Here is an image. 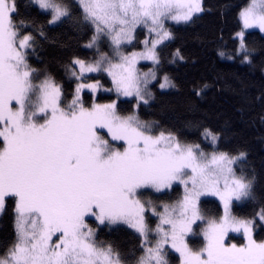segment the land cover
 <instances>
[{
    "label": "snow or ice",
    "instance_id": "snow-or-ice-1",
    "mask_svg": "<svg viewBox=\"0 0 264 264\" xmlns=\"http://www.w3.org/2000/svg\"><path fill=\"white\" fill-rule=\"evenodd\" d=\"M30 5L44 15L42 23L21 17L16 0H0V214L12 201L15 227L0 264H170L169 249L179 254V264H264V239L253 235L258 225L264 229V191H257L255 171H246L247 151L220 150L221 134L202 127L212 146L208 152L173 130L157 131L155 122L138 115L155 99L153 81L161 90L176 88L163 71L160 49L174 38L165 22L194 23L205 11L203 0H76L75 5L30 0ZM239 20L235 48L218 55L251 66L256 50L245 32L264 33V0H251ZM62 25L90 31L84 47L95 50L91 60L73 54L65 65L76 81L67 104L55 77L29 62L37 36L46 38V27ZM138 27L147 29L143 47L127 51L136 48ZM102 38L109 51L101 50ZM184 59L177 48L169 62ZM142 60L152 64L147 71L137 67ZM90 73H107L112 87L105 91L114 98H96L102 85L86 76ZM84 89L92 94L88 105ZM122 97L135 101L127 114L120 105L131 101ZM173 185L183 186L173 203L144 198ZM204 196L217 197L222 214L206 215L200 207ZM234 202L251 203L252 214L234 215ZM197 221L203 245L194 249L186 237ZM114 225L136 234L139 256L133 253L129 260L112 242L96 239L100 226ZM230 232H242L244 242L229 243Z\"/></svg>",
    "mask_w": 264,
    "mask_h": 264
},
{
    "label": "trees",
    "instance_id": "trees-1",
    "mask_svg": "<svg viewBox=\"0 0 264 264\" xmlns=\"http://www.w3.org/2000/svg\"><path fill=\"white\" fill-rule=\"evenodd\" d=\"M249 0H203L205 11L198 15L194 23L171 24L167 27L174 33V38L160 49L163 59V71L167 72L176 84V88L161 90L157 82H153L155 99L147 107L141 106L138 115L142 121L155 122L160 129L175 131L183 140L197 142L206 151H212L209 142L201 135L202 127L219 132L220 150L235 153L238 149L246 150L248 158L246 171H255L257 191H264V35L257 30L245 32L250 48L256 50L251 66L243 64L240 59L228 60L218 55L219 50L231 53L236 46L234 34L239 28L238 13ZM21 17L35 18L38 23L45 19L38 8L30 5V0H16ZM75 5L76 0H71ZM78 10V9H77ZM46 38L37 36L35 52L29 56L33 68L45 70L62 85L63 101L67 104L74 93L76 81L65 69L69 58L75 54L91 60L94 49H87L84 44L90 37V31H75L70 25L45 28ZM136 48L141 46L143 30L135 33ZM102 51H109L108 43L101 39ZM179 48L185 57L183 61L169 62L172 53ZM133 49L127 47V51ZM86 76L99 80L107 89L111 88V80L105 73H90ZM87 82H91L90 80ZM207 84L208 87L204 88ZM203 89L202 94H195ZM96 98L107 102L114 93L98 91ZM86 105L91 103L90 90L81 93ZM131 103H122L120 108L124 114L132 109L135 101L121 98ZM180 185H173L162 193L152 191L144 194L156 204L173 203L182 196ZM9 201L8 208L0 214V256L15 239L14 216ZM201 209L208 216L221 214L219 202L212 197L201 198ZM233 214L250 216L253 205L248 202H234ZM150 224L155 227L156 218L149 213ZM96 226L94 220L88 221ZM200 226V225H199ZM197 226V229L198 227ZM254 238L264 239V229L259 225L254 231ZM98 241L112 242L126 258L132 260L133 253L139 256V242L136 234L126 226H100L97 229ZM189 246L198 249L203 245L202 237L196 233L186 237ZM240 243L242 238L229 235L228 241ZM170 264H179L177 253L169 250Z\"/></svg>",
    "mask_w": 264,
    "mask_h": 264
},
{
    "label": "rangeland",
    "instance_id": "rangeland-1",
    "mask_svg": "<svg viewBox=\"0 0 264 264\" xmlns=\"http://www.w3.org/2000/svg\"><path fill=\"white\" fill-rule=\"evenodd\" d=\"M251 2V0H249L248 2H247V4H245L242 8H244L245 6H247L249 3ZM241 8V9H242ZM240 9V10H241ZM240 12V11H239ZM238 21H239V28H238V30L237 31H240L241 30V27H242V25L240 24V20H239V13H238ZM166 23V26H167V24L168 23H171V24H177V23H175V22H173V21H166L165 22ZM179 24H182V23H179ZM139 28H141L142 30H143V36H142V38H141V41L145 38V36L147 35V29H145V28H143V27H138L137 28V30L139 29ZM257 30V31H259L261 34H263L264 35V33H262L258 28H250V29H247V30ZM136 30V31H137ZM246 30V31H247ZM236 31V32H237ZM103 39V38H102ZM143 47V44L141 43V46H140V48H137V49H131V50H129V51H132V50H140L141 48ZM152 66V64H151V62L150 61H144V60H142V61H140L138 64H137V67L138 68H140L142 71H147L148 70V68H150ZM106 75H107V73H105ZM87 75V74H86ZM108 76V75H107ZM109 77V76H108ZM109 79L111 80V78L109 77ZM153 82H155V81H153ZM98 91H105V88L102 86L101 88H99L98 90H97V92ZM96 92V93H97ZM123 98V97H122ZM129 99H131L130 97H129ZM70 102V101H69ZM105 132H106V130H105ZM103 134V133H102ZM110 139V138H109ZM204 139V138H203ZM207 141V140H206ZM209 142V141H208ZM116 144H117V146H119L120 144H122V142H115ZM209 144H210V142H209ZM211 146V145H210ZM209 152H211V151H209ZM181 186V189H182V193H183V186L182 185H180ZM169 190V189H168ZM204 197H212V198H215L218 202H219V199L217 198V197H214V196H204ZM201 198H203V197H201ZM219 204H220V202H219ZM220 206H221V214H222V212H223V208H222V205L220 204ZM90 219H92V220H94L95 221V218H90ZM96 223V222H95ZM90 224V223H89ZM91 225V224H90ZM200 225V226H199ZM92 226V225H91ZM197 226H199L198 227V229H197ZM93 227H96V226H93ZM194 227V232L193 233H189V235H194V234H196V233H198L201 237H202V239H203V235H202V233H201V231H200V228L202 227V225L200 224V222L199 221H197V224L196 225H194L193 226ZM254 234V233H253ZM188 235V236H189ZM229 235H236V236H240L241 238H242V241L240 242V243H243L244 242V238H243V234H242V232H230L229 233ZM228 235V236H229ZM187 236V237H188ZM227 239H228V237H227ZM229 243H237V244H240V243H238V242H235V241H228ZM191 247V246H190ZM195 249V248H194ZM169 250H171V249H169ZM171 251H173V252H175L174 250H171ZM6 252V251H5ZM5 252L0 256V257H3L4 255H5ZM176 253V252H175ZM177 255H178V257H179V254L177 253Z\"/></svg>",
    "mask_w": 264,
    "mask_h": 264
}]
</instances>
